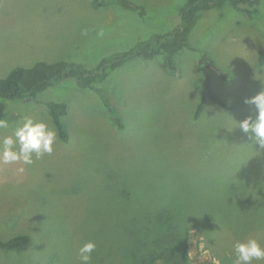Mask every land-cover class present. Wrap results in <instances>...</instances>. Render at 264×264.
I'll use <instances>...</instances> for the list:
<instances>
[{
	"label": "rangeland",
	"instance_id": "rangeland-1",
	"mask_svg": "<svg viewBox=\"0 0 264 264\" xmlns=\"http://www.w3.org/2000/svg\"><path fill=\"white\" fill-rule=\"evenodd\" d=\"M100 1L106 5L0 0V77L39 60L93 68L176 27L188 2L131 0L145 7L141 17L116 0ZM259 9L252 18L230 4L201 12L177 75L163 70L158 58L139 57L95 83L122 127L93 89L71 77L45 87L38 101H3L0 119L8 126L0 128V139L29 118L56 128L47 101L60 107L69 139L58 133L53 153L31 165L0 164V236L32 238L0 251V264H79L78 249L89 240L97 244L91 264H148L154 250L176 252L175 261L162 257L154 264H179L186 239L187 264H233L237 241L255 237L264 244V148L234 128L255 118L244 99L264 88L258 62L264 2ZM202 53L236 72L237 81L226 82L209 64L198 67ZM200 68L227 107L200 93ZM163 231L170 234L165 241L158 237Z\"/></svg>",
	"mask_w": 264,
	"mask_h": 264
},
{
	"label": "trees",
	"instance_id": "trees-1",
	"mask_svg": "<svg viewBox=\"0 0 264 264\" xmlns=\"http://www.w3.org/2000/svg\"><path fill=\"white\" fill-rule=\"evenodd\" d=\"M96 1L97 3H94L95 7L106 5L100 0ZM116 1V4L138 12L141 17L145 16L146 10L144 6L131 0ZM263 2L264 0H188L186 5L180 10V22L176 27L165 32H154L149 37L138 40L133 47L127 50L105 56L93 68H87L81 62L69 60H39L30 67L16 66L6 76L0 77V105L6 100L23 101L27 98H33L35 101H38L37 96L45 87L57 84L71 77L79 87L86 86L93 89L99 96L101 102H103L106 111L112 115V120H115L122 127L121 117L115 115V106L110 103V99L101 87L94 86L95 83L104 81L111 70L123 65L130 59L139 57L145 59L158 58L163 70H166L171 75H177L180 67L179 58L181 52L189 45L190 34L201 12L230 4L234 8L242 10L250 18L253 16L259 17V8ZM202 54L198 62V67L201 63L209 64L226 82L232 84L237 81L238 76L236 72L217 65L206 53ZM258 62L264 65V44L259 51ZM200 70H203V74L195 82L200 93L202 95H209L223 107H227L225 102L211 90L208 72L201 68ZM45 103L49 108L52 121L59 135L62 137L63 142H67L69 139L67 133L68 126L62 117L60 107L53 101H47ZM202 109L203 103L201 102L197 106L195 118H198ZM159 218L172 224L170 216L165 217L160 214ZM158 237L165 241L166 238L170 237V234L163 231ZM31 240L32 238L29 234H16L8 239H3L0 236V251L11 252L13 249L30 243ZM186 240L183 242V248L179 253V264H187ZM154 251L148 254L144 263L154 264L159 258L162 259V262L163 258L166 262L175 261L176 252L174 251H166L160 254V256L153 255Z\"/></svg>",
	"mask_w": 264,
	"mask_h": 264
},
{
	"label": "clouds",
	"instance_id": "clouds-1",
	"mask_svg": "<svg viewBox=\"0 0 264 264\" xmlns=\"http://www.w3.org/2000/svg\"><path fill=\"white\" fill-rule=\"evenodd\" d=\"M244 104L254 106L255 118L249 115L243 120H236L238 123L234 128L249 134L256 145L264 148V88L255 95L246 97ZM7 126V122L0 119V128ZM57 142L58 132L55 127L49 126L47 122L29 118L17 127L12 135L0 139V164L22 162L31 165L45 154L51 155ZM20 171H23V168ZM96 248L94 240L83 243L78 249L79 264H91ZM234 252L233 264L264 262V244L255 237L237 241L234 244Z\"/></svg>",
	"mask_w": 264,
	"mask_h": 264
}]
</instances>
